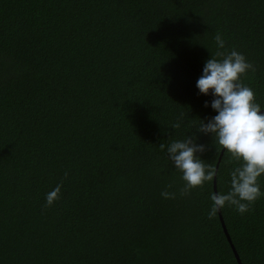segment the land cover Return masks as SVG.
Returning a JSON list of instances; mask_svg holds the SVG:
<instances>
[{"label":"trees","instance_id":"16d2710c","mask_svg":"<svg viewBox=\"0 0 264 264\" xmlns=\"http://www.w3.org/2000/svg\"><path fill=\"white\" fill-rule=\"evenodd\" d=\"M217 32L264 106V0H0V264H264V196L206 215L236 166L210 137L215 188L160 197L182 182L157 145L215 114Z\"/></svg>","mask_w":264,"mask_h":264},{"label":"clouds","instance_id":"9594fccd","mask_svg":"<svg viewBox=\"0 0 264 264\" xmlns=\"http://www.w3.org/2000/svg\"><path fill=\"white\" fill-rule=\"evenodd\" d=\"M212 40L215 51L203 62L195 88L198 94L210 97L203 106L215 114L198 118L194 125L186 126L188 130L182 138L157 145L182 182L176 191H170L171 185H165L160 191V197L165 200L188 196L192 189L219 177V170L202 158L207 146L198 142V134L210 137L212 145L214 143L236 162L227 173V191L209 192L206 213L209 219L225 206L244 214L264 196L258 182V178L264 176V106L255 101L254 91L241 80L246 73L254 72L255 66L243 53L227 49L222 33L217 32ZM184 115L180 113L171 128H181ZM60 190L61 184L57 183L45 193L46 207L59 199Z\"/></svg>","mask_w":264,"mask_h":264},{"label":"water","instance_id":"95a60500","mask_svg":"<svg viewBox=\"0 0 264 264\" xmlns=\"http://www.w3.org/2000/svg\"><path fill=\"white\" fill-rule=\"evenodd\" d=\"M219 158L220 157H218V160H219ZM216 168H217V166H216ZM213 188H215V181L214 180H213ZM236 259H237L238 263L241 264L240 261H239V258L237 256H236Z\"/></svg>","mask_w":264,"mask_h":264}]
</instances>
